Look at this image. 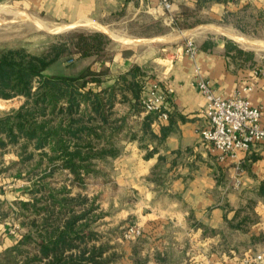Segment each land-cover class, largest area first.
Wrapping results in <instances>:
<instances>
[{"label":"crops","instance_id":"1","mask_svg":"<svg viewBox=\"0 0 264 264\" xmlns=\"http://www.w3.org/2000/svg\"><path fill=\"white\" fill-rule=\"evenodd\" d=\"M174 2L176 18L172 23L158 0H0V10H11L14 13L9 14L17 19L27 16L47 25H64L61 31L89 28L112 39L110 61L92 55L71 59L74 64L67 67L66 59H61L49 68L59 71L52 75H79L88 68L99 71L108 66L104 79L112 83L138 67L149 83L159 84L166 92L169 118L152 122L156 136L152 138L139 125L138 136L123 139L120 155L110 159L117 186L137 194L145 229L162 230L161 236L145 230L149 236L144 239L150 245L146 249L148 264H236L245 259L247 264H264V196L260 193L264 142L240 151V164L232 157L221 159L220 151L200 134L207 126L202 113L207 100L198 87V80L206 78L217 93L231 98L241 91L253 105L264 109V60L255 50L235 42L236 46L229 45L230 38L219 37L214 31L196 41L197 26L181 23L195 12L196 0ZM207 8L222 16L229 5L215 2L202 9ZM154 26L163 30L153 32ZM189 38L199 48L195 57L186 48ZM238 49L251 52V56L239 54ZM12 180L0 189L3 201L26 198L23 185L16 177ZM238 181L241 184L237 186ZM9 223L0 224V252L21 234L19 224ZM232 223H241V228H233ZM170 228L185 234L170 235ZM233 234H239L245 245L239 253L229 239ZM258 254H263L260 261Z\"/></svg>","mask_w":264,"mask_h":264},{"label":"trees","instance_id":"2","mask_svg":"<svg viewBox=\"0 0 264 264\" xmlns=\"http://www.w3.org/2000/svg\"><path fill=\"white\" fill-rule=\"evenodd\" d=\"M239 1L196 0V9ZM249 6L250 2L241 9ZM177 25L182 26L180 21ZM111 44L103 32L79 31L41 54L24 47L0 53V98H22L16 110L0 115V166L10 147L19 157L0 167V175L16 170L28 181L23 188L26 198L0 199V224L14 217L21 231L18 240L0 252V264H113L115 256L101 242L97 223L105 213L98 212L96 197L84 189L89 178L103 176V163L120 155L123 139L138 136L139 125L156 136L150 126L157 115L146 113L140 119L145 112L140 100L151 83L138 67L112 83L104 79L108 66L72 76L45 74L69 55L110 61ZM260 193L264 196V182ZM231 225L241 228V223ZM142 253L135 247L134 264H148V255Z\"/></svg>","mask_w":264,"mask_h":264},{"label":"rangeland","instance_id":"3","mask_svg":"<svg viewBox=\"0 0 264 264\" xmlns=\"http://www.w3.org/2000/svg\"><path fill=\"white\" fill-rule=\"evenodd\" d=\"M248 2H250V6L246 9H241ZM200 10L203 11L201 12ZM6 11L7 10L3 9L0 10V53L6 48L24 47L29 52L41 54L48 51L54 43L60 42L62 38L67 37L73 32H93L88 30L89 28H85L84 30L67 29L65 31H55L49 27H45L41 21L39 23V20L35 23L32 18L27 16L17 19L15 14H9L10 12H14L11 10L10 12ZM219 13L220 11L217 13L211 8L196 9L195 12L191 13L190 16H187L185 20H181V23L183 26H186L187 24L194 27L197 26V29H195L196 33L194 32V39H196V41H199L198 39L201 35L209 33V31H214L218 33L217 35L219 37H228L242 47L255 50L262 56L261 59L264 60V0H240L238 3H230L229 8H225L222 16H220ZM219 22H221V24ZM223 22H225V24H222ZM203 25H205L204 29L198 28ZM215 25L250 39L261 40L263 45L259 47L247 46L231 37L226 31L224 32V30H222V32L221 30L215 29ZM162 28L161 26H154L152 31L160 32L163 30ZM63 59H66V66L69 67L74 64L71 59L76 58L74 55H69ZM52 65H50V67ZM49 68L45 71L46 75H52L53 73L51 72H59L58 69L54 68L55 71H53V68L50 70ZM21 103L22 98H0V115L13 112ZM18 158L16 148L10 147L5 152L3 160L5 163H3V165L10 166L12 162ZM3 165L0 167L2 168ZM101 167L104 169L103 176L89 178L84 191L91 197H96V201L100 207L98 212L105 213L97 223L99 233L102 235L101 242H105L109 247V254L112 253V257L115 256L113 258L115 259L113 264H131L130 260L135 247L141 249L143 252L141 254L142 256L146 255V249L150 247V245L146 244V241L141 240L145 238V236H149L145 235V230L148 232L151 230L152 235L156 236L163 235L162 230L161 228L155 231H153L154 229H145V226L142 224L144 221L142 205L137 201V194L128 189L117 186L115 178H113L112 161L109 160L103 163ZM1 177L3 183L0 184V189L3 188V185H7L5 181L12 183L13 177H16L17 180L15 181L20 182V185H23V187L28 184V181L17 174L16 170L3 172ZM9 222V224L12 225L17 223L14 217H11ZM132 225L142 227L144 233L140 236L133 237L132 239L124 238V231ZM168 231H170V235L185 234L179 228H170ZM229 239L232 241L231 245H233L234 250H236L237 253H239L245 246L242 242V237L239 236V234H233ZM132 264H134L133 261Z\"/></svg>","mask_w":264,"mask_h":264},{"label":"built area","instance_id":"4","mask_svg":"<svg viewBox=\"0 0 264 264\" xmlns=\"http://www.w3.org/2000/svg\"><path fill=\"white\" fill-rule=\"evenodd\" d=\"M158 2L167 14L169 23L174 22L176 18L174 0H158ZM186 48L192 57H195L199 50L192 38L187 40ZM198 87L207 100L206 106L202 110L207 119V126L200 131L203 141L212 144L220 151L221 159L232 157L237 159L240 164V151H248L253 145L264 142L263 107L253 105L241 91L231 98L217 93L210 80L206 78L198 80ZM247 89L244 88V90ZM140 102L145 112L156 114L158 120L169 118L167 95L159 84L149 85ZM240 184V181L236 183L237 186ZM143 233L142 227L132 225L124 231L123 237L132 239ZM256 259L262 260L263 254L256 255ZM248 262L249 260L245 259L237 261L236 264H247Z\"/></svg>","mask_w":264,"mask_h":264},{"label":"bare ground","instance_id":"5","mask_svg":"<svg viewBox=\"0 0 264 264\" xmlns=\"http://www.w3.org/2000/svg\"><path fill=\"white\" fill-rule=\"evenodd\" d=\"M35 21V20H34ZM42 22V21H41ZM36 23V21H35ZM40 23V21H39ZM42 24L45 26V27H49L55 31H58V30H62V29H65L64 25L63 26H59V25H47L45 23L42 22ZM40 27V26H39ZM219 29V28H218ZM221 29V28H220ZM224 30V29H223ZM227 32L229 33V35L231 37H233L234 39H236L237 41L247 45V46H251V47H259V46H262L263 45V42L261 40H257V39H250V38H247L243 35H239L235 32H231V31H228V30H224V32Z\"/></svg>","mask_w":264,"mask_h":264}]
</instances>
